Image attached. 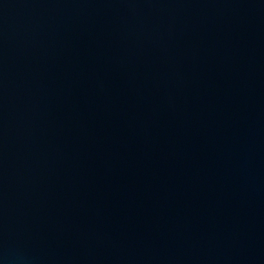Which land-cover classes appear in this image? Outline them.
Here are the masks:
<instances>
[{
	"label": "water",
	"instance_id": "obj_1",
	"mask_svg": "<svg viewBox=\"0 0 264 264\" xmlns=\"http://www.w3.org/2000/svg\"><path fill=\"white\" fill-rule=\"evenodd\" d=\"M0 264H264V0H0Z\"/></svg>",
	"mask_w": 264,
	"mask_h": 264
}]
</instances>
